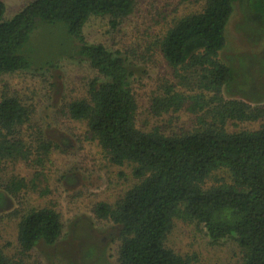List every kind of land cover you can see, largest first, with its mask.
<instances>
[{
    "label": "trees",
    "instance_id": "obj_1",
    "mask_svg": "<svg viewBox=\"0 0 264 264\" xmlns=\"http://www.w3.org/2000/svg\"><path fill=\"white\" fill-rule=\"evenodd\" d=\"M259 2L194 0V11L174 19L147 46L175 71L189 74L180 83L186 92L170 84L150 97L148 110L155 118L185 106L196 117L192 127L165 131L140 127L131 56L88 42L84 33L93 18H105L117 30L136 11V0H33L9 20L0 0V76L30 68L23 48L40 22L65 24L78 41L73 57L97 72L85 96L65 110L85 126L110 164L131 168L133 183L117 200L92 208L98 220L118 228V264H200L169 246L175 220L203 226L214 242L233 239L239 248L234 264H264V95L226 98L225 91L232 93L238 82L233 67L219 57L236 4L247 3L260 20ZM134 52L138 59L139 49ZM33 115L20 98L0 97V174L9 164L24 163L37 178L61 149ZM218 172L226 177L209 185ZM27 182L12 176L0 188L19 200ZM5 201L0 192V211ZM3 217L16 222V245L13 253L0 247V264H29L38 243L53 246L64 233L62 214L54 207L15 208Z\"/></svg>",
    "mask_w": 264,
    "mask_h": 264
},
{
    "label": "rangeland",
    "instance_id": "obj_2",
    "mask_svg": "<svg viewBox=\"0 0 264 264\" xmlns=\"http://www.w3.org/2000/svg\"><path fill=\"white\" fill-rule=\"evenodd\" d=\"M2 1L6 6L4 18L9 20L33 0ZM136 1V11L117 30H112L105 18L91 19L84 29L86 39L131 56L129 64L138 95L140 127L145 130L159 127L165 131L192 127L196 117L187 106L161 118L149 114L153 92L170 84L186 92L180 83L182 76L189 74L175 71L159 51L154 48L147 51V46L174 19L194 11V0ZM256 8L264 13V0ZM247 13L250 20L246 19ZM226 38L227 45L219 57L233 67L238 83L232 93L225 91V97L241 98L243 93L264 95V18L256 19L247 3L236 4L226 26ZM76 41L67 34L65 24L40 22L23 48L30 68L0 76V97L16 96L30 106L34 110L33 122L61 146L37 178L34 170L24 163L9 164L0 174V184H6L12 176L28 181V188L20 192L19 200L0 188L6 199L5 210L0 211V247L4 252L13 253L16 245V222L3 217L7 212L50 206L62 214V237L53 246L38 243L29 264H118V228L98 220L92 208L101 201L115 202L133 183V178L131 168L110 164L86 133L85 126L67 116L66 104L84 97L90 79L97 75L86 61L73 57ZM136 48L138 59L133 57ZM222 177H226L225 172H218L208 184ZM168 244L184 257L196 258L200 264H234L239 253L233 239L214 242L203 226L182 220H175Z\"/></svg>",
    "mask_w": 264,
    "mask_h": 264
}]
</instances>
